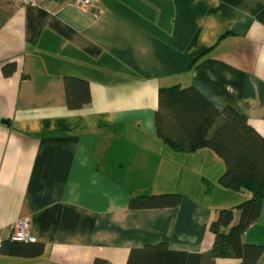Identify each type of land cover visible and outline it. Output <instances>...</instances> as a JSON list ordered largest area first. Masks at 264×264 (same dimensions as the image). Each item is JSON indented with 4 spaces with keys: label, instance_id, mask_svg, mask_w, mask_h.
Wrapping results in <instances>:
<instances>
[{
    "label": "crops",
    "instance_id": "1",
    "mask_svg": "<svg viewBox=\"0 0 264 264\" xmlns=\"http://www.w3.org/2000/svg\"><path fill=\"white\" fill-rule=\"evenodd\" d=\"M72 2L0 0V240L27 219L43 246L34 258L0 253V264H125L158 243L207 252L218 210L249 193L219 185L224 162L210 148L179 152L157 136L158 91L192 86L264 138V0ZM65 76L88 81L89 104L67 108ZM164 192L179 204L128 208L131 196ZM241 239L264 243V200Z\"/></svg>",
    "mask_w": 264,
    "mask_h": 264
},
{
    "label": "trees",
    "instance_id": "2",
    "mask_svg": "<svg viewBox=\"0 0 264 264\" xmlns=\"http://www.w3.org/2000/svg\"><path fill=\"white\" fill-rule=\"evenodd\" d=\"M13 63L3 66L4 75L13 71ZM65 104L80 109L90 102L89 83L75 77H64ZM156 134L171 149L191 153L210 148L224 162L219 185L233 191H247L249 197L233 208L219 209L209 228L214 235L210 250L187 253L170 250L158 243L129 250L125 264H213L216 258L233 257L239 264H261L264 245L244 242L242 233L257 221L264 200V138L248 123L245 115L230 106L217 109L192 86L172 85L158 91L154 114ZM206 186L210 184L206 181ZM180 194L164 192L131 196L129 209L177 206ZM237 217L235 220V211ZM43 251L40 243L2 240L0 253L20 258H34ZM15 264H29L16 262ZM93 264H111L95 258Z\"/></svg>",
    "mask_w": 264,
    "mask_h": 264
},
{
    "label": "built area",
    "instance_id": "3",
    "mask_svg": "<svg viewBox=\"0 0 264 264\" xmlns=\"http://www.w3.org/2000/svg\"><path fill=\"white\" fill-rule=\"evenodd\" d=\"M47 0H9L12 4L17 6H35L41 7L46 3ZM72 4L81 9H87L91 7L90 0H73ZM28 221L27 219L15 221L7 227L9 239L17 241H30L34 242L35 238L27 232ZM1 240H0V250H1Z\"/></svg>",
    "mask_w": 264,
    "mask_h": 264
},
{
    "label": "rangeland",
    "instance_id": "4",
    "mask_svg": "<svg viewBox=\"0 0 264 264\" xmlns=\"http://www.w3.org/2000/svg\"><path fill=\"white\" fill-rule=\"evenodd\" d=\"M91 7H92V5H91ZM195 167H196V166H195ZM205 167H206V166H204V168H205ZM194 172H195V170H194ZM178 182H179V179L176 180V182H172L171 185H172V186H175V184L177 185ZM219 188H220V187H219ZM219 190H221V189H219ZM218 195H219V194H218V192H217V193L214 195V197L217 198ZM259 243L264 245V243H261V242H259Z\"/></svg>",
    "mask_w": 264,
    "mask_h": 264
},
{
    "label": "water",
    "instance_id": "5",
    "mask_svg": "<svg viewBox=\"0 0 264 264\" xmlns=\"http://www.w3.org/2000/svg\"><path fill=\"white\" fill-rule=\"evenodd\" d=\"M1 122H3V123H7L5 120H2Z\"/></svg>",
    "mask_w": 264,
    "mask_h": 264
}]
</instances>
